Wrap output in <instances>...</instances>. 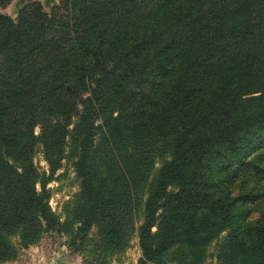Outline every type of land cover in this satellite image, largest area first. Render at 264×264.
Masks as SVG:
<instances>
[{
    "label": "trees",
    "instance_id": "16d2710c",
    "mask_svg": "<svg viewBox=\"0 0 264 264\" xmlns=\"http://www.w3.org/2000/svg\"><path fill=\"white\" fill-rule=\"evenodd\" d=\"M263 149L264 0H59L49 14L38 2L0 14V261L11 239L64 229L46 187L68 150L72 236L96 227L110 255L136 238L138 264H264V220L237 206L251 189L225 185L231 166L260 169Z\"/></svg>",
    "mask_w": 264,
    "mask_h": 264
},
{
    "label": "rangeland",
    "instance_id": "374dc122",
    "mask_svg": "<svg viewBox=\"0 0 264 264\" xmlns=\"http://www.w3.org/2000/svg\"><path fill=\"white\" fill-rule=\"evenodd\" d=\"M58 1L12 0L5 8L0 9V14L14 20L19 10L32 2H38L43 11L49 14ZM34 132L38 134L39 128L36 127ZM256 162L260 169H255L254 162L250 167L237 172H235V166H231L225 173L227 177L225 185L232 192V196H238L243 182H246V187L251 189L250 197L238 202L237 205L241 210L246 211L240 212V210L239 212L251 223L264 220V149ZM33 163L39 172L48 171L39 148L35 150ZM46 189L49 192L48 204L58 217L59 224L64 225V229L41 233L33 244L26 247L19 244L17 237L11 239L14 252L8 259L1 260L0 264H138L141 251L136 238L130 239L129 246L123 252L110 255L101 249L96 227H93L86 237L80 239V236L71 235V225L65 226L67 221L71 223L70 214L80 192L79 181L75 176L68 150H66L61 168L53 176ZM222 236H225V233ZM207 264H216V261L209 259Z\"/></svg>",
    "mask_w": 264,
    "mask_h": 264
},
{
    "label": "water",
    "instance_id": "95a60500",
    "mask_svg": "<svg viewBox=\"0 0 264 264\" xmlns=\"http://www.w3.org/2000/svg\"><path fill=\"white\" fill-rule=\"evenodd\" d=\"M48 1H51V0H48Z\"/></svg>",
    "mask_w": 264,
    "mask_h": 264
}]
</instances>
